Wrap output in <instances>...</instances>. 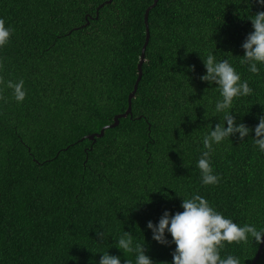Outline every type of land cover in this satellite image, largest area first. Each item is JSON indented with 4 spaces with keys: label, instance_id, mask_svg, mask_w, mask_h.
Masks as SVG:
<instances>
[{
    "label": "trees",
    "instance_id": "16d2710c",
    "mask_svg": "<svg viewBox=\"0 0 264 264\" xmlns=\"http://www.w3.org/2000/svg\"><path fill=\"white\" fill-rule=\"evenodd\" d=\"M107 1L0 0V18L14 29L0 48V76L22 79L26 91L18 103L0 85V264H99L105 252L135 264V253L116 247L124 231L153 264H172L171 234L160 244L147 223L182 212L193 195L240 226L264 229V152L254 144L264 65L254 75L239 62L250 18L264 5L159 0L132 113L90 140L128 109L154 2ZM209 52L253 89L231 110L252 131L213 145L217 185H204L197 167L209 125L223 122L217 85L200 79ZM259 246L251 237L226 244L221 258L252 264ZM256 264H264V248Z\"/></svg>",
    "mask_w": 264,
    "mask_h": 264
},
{
    "label": "clouds",
    "instance_id": "9594fccd",
    "mask_svg": "<svg viewBox=\"0 0 264 264\" xmlns=\"http://www.w3.org/2000/svg\"><path fill=\"white\" fill-rule=\"evenodd\" d=\"M257 3L264 5V0H257ZM252 31L242 44L245 55L240 57V64H247L249 71L254 75L260 74L259 65H264V11L257 12L251 18ZM14 29L6 27L5 20L0 18V48L5 47L12 36ZM206 74L200 79L210 84L217 85L221 99L215 104V113H223V122L211 125L210 132L202 138L203 151L197 167L200 170L202 183L204 185H217L220 177L213 172L210 157L215 151L213 145L220 144L231 136L239 134L241 140L248 136L251 129L243 123L237 125L235 117L231 115L233 101L235 98L250 96L253 89L247 80L242 81L241 76L227 59L217 61L215 55L209 52L203 58ZM3 63L0 62V69ZM0 85H6L12 89L13 97L16 102L21 103L26 97L24 81L12 80L5 81L0 76ZM0 100L7 102L6 98L0 95ZM225 122L227 127H225ZM254 144L261 152H264V116L259 118V123L254 129ZM181 207L182 212L170 215L165 211L158 224L151 221L147 227L151 229L152 238L160 244H167L165 233H170L172 243L175 244V251L172 253V264H240L239 258L228 255L221 258V250L226 244L248 243L249 237L256 243H264V229L257 230L255 225L245 224L240 226L231 219L225 218L220 212L216 211L209 202L200 195H193L191 198L184 199ZM103 238L104 233L97 232ZM116 247L123 253H135V264H153L149 256L145 254L144 244L136 243L133 246V235L124 231L119 237ZM99 264H121L118 256L103 253ZM125 264H132L126 260Z\"/></svg>",
    "mask_w": 264,
    "mask_h": 264
},
{
    "label": "water",
    "instance_id": "95a60500",
    "mask_svg": "<svg viewBox=\"0 0 264 264\" xmlns=\"http://www.w3.org/2000/svg\"><path fill=\"white\" fill-rule=\"evenodd\" d=\"M113 0H108L107 2H105V4H111ZM159 0H154L153 4L146 10L145 12V18H144V21H145V25H146V40H145V44L142 48V53H141V58H140V61H139V64H138V72H139V76H138V79L135 83V86H134V90L129 94V97H128V109L127 111L125 112V114H121V115H117L115 116L114 118V121L115 123L112 124V125H108L106 127H104L100 134H94V135H91L89 136V139L90 140H94L95 137H102L104 135V132L106 129L108 128H114L116 126L119 125V120L121 118H126L128 115H130L132 113V103H133V99L135 98L136 94H137V91H138V85H139V82L143 76V64L145 62V52H146V48L149 44V40H150V28H149V13L150 11L155 8L158 4ZM104 6L101 5L100 8H102ZM100 8H98L97 10V15L99 14V10ZM263 248H264V243H261L260 246H259V249H258V252H257V255L254 259V261L252 262V264H256L258 259L260 258L261 256V253L263 251Z\"/></svg>",
    "mask_w": 264,
    "mask_h": 264
}]
</instances>
